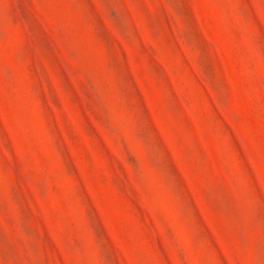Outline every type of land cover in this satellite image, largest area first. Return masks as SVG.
I'll list each match as a JSON object with an SVG mask.
<instances>
[{
	"label": "rangeland",
	"instance_id": "rangeland-1",
	"mask_svg": "<svg viewBox=\"0 0 264 264\" xmlns=\"http://www.w3.org/2000/svg\"><path fill=\"white\" fill-rule=\"evenodd\" d=\"M0 264H264V0H0Z\"/></svg>",
	"mask_w": 264,
	"mask_h": 264
}]
</instances>
